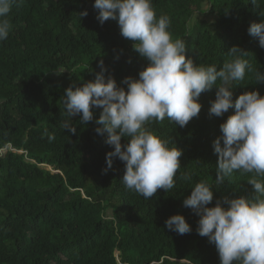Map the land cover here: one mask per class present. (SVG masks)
Masks as SVG:
<instances>
[{"label": "trees", "instance_id": "trees-1", "mask_svg": "<svg viewBox=\"0 0 264 264\" xmlns=\"http://www.w3.org/2000/svg\"><path fill=\"white\" fill-rule=\"evenodd\" d=\"M93 4L16 0L6 17L12 27L0 41V264H220L215 245L196 231L199 217L183 200L199 182L213 190L206 207L223 197L252 199L256 193L247 183L250 173L234 171L222 184L215 181L212 143L221 135L220 124L234 114L229 109L222 117L209 115L215 87L201 93V110L185 127L167 118L145 125L182 151L175 187L158 189L148 199L126 188L118 158L105 171L113 148L105 143L107 133L95 132L101 109L86 124L72 117L75 134L63 128L69 119L62 105L65 89L94 81L99 61L105 77L125 90L121 82L138 79L148 64L116 21L98 22ZM152 6L157 18H169L172 39L185 41V57L197 66L219 70L238 46L248 53L250 67L264 73V49L247 33L251 23L264 19V0H152ZM85 10L88 15L81 16ZM251 91L264 96V83L257 84L246 69L244 79L234 82L233 101ZM46 132L55 139L49 141ZM185 173L190 181L182 179ZM177 214L190 233L165 227Z\"/></svg>", "mask_w": 264, "mask_h": 264}, {"label": "clouds", "instance_id": "clouds-1", "mask_svg": "<svg viewBox=\"0 0 264 264\" xmlns=\"http://www.w3.org/2000/svg\"><path fill=\"white\" fill-rule=\"evenodd\" d=\"M252 2L255 4V0ZM14 3L16 0H0V41L6 40L11 31L6 17ZM92 7L98 11L96 19L101 25L116 21L122 37L134 42L133 50L148 64L138 73V79L126 77L121 82L127 86L125 90L111 76L105 77L103 61H99L101 72L94 81L65 89L62 105L69 119L63 123L64 130L75 134L72 117L79 115L80 123L86 124L93 122V110L101 109L94 121L99 126L95 132L107 133L105 143L113 148L106 154L105 171L118 158L124 164L122 181L126 188L148 199L158 189L167 192L175 187L182 151L169 148L167 141L145 125L167 118L185 127L201 110L197 102L201 93L215 87L209 115L222 117L234 109V114L220 124L221 135L212 143L218 156L215 181L222 184L234 171L253 174L247 183L256 195L252 199L223 197L214 207H206L213 201V190L199 182L183 200V206L199 217L196 231L215 245L220 264H264V179H258L264 178V96L257 91L244 92L233 101L232 92L234 82L244 79L246 69L254 72L257 84L264 83V73L250 67L244 58L248 53L238 46L229 50L231 59L219 70L216 65L197 66L186 59L185 41L172 39L169 18H157L152 0H94ZM80 15L88 13L85 10ZM247 33L264 49V19L251 23ZM45 134L49 141L55 139ZM125 137L128 142L122 145ZM182 179L190 181L191 175L185 173ZM165 227L181 235L192 231L178 214L169 217Z\"/></svg>", "mask_w": 264, "mask_h": 264}, {"label": "rangeland", "instance_id": "rangeland-1", "mask_svg": "<svg viewBox=\"0 0 264 264\" xmlns=\"http://www.w3.org/2000/svg\"><path fill=\"white\" fill-rule=\"evenodd\" d=\"M49 171L53 172L50 168H47ZM115 257H117V253H115Z\"/></svg>", "mask_w": 264, "mask_h": 264}]
</instances>
